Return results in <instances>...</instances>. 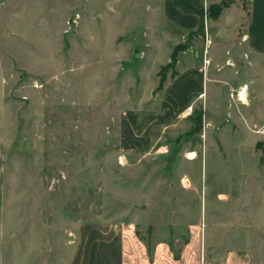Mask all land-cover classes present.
Segmentation results:
<instances>
[{
  "label": "rangeland",
  "instance_id": "1",
  "mask_svg": "<svg viewBox=\"0 0 264 264\" xmlns=\"http://www.w3.org/2000/svg\"><path fill=\"white\" fill-rule=\"evenodd\" d=\"M105 11L26 0L0 14V264H142L128 241L195 257L177 264H264V69L225 66L230 23L207 12L155 45L143 6ZM244 83L258 91L246 105Z\"/></svg>",
  "mask_w": 264,
  "mask_h": 264
},
{
  "label": "crops",
  "instance_id": "2",
  "mask_svg": "<svg viewBox=\"0 0 264 264\" xmlns=\"http://www.w3.org/2000/svg\"><path fill=\"white\" fill-rule=\"evenodd\" d=\"M25 1L26 0H0V14H9ZM225 1L226 0H206L207 9L209 6H219ZM98 3L103 5L106 9L104 14H97L99 18L103 19L117 18L119 10H125L126 8L139 10V7L143 6L146 17L142 25L146 30L148 29L145 32V35L149 34L152 37L159 35L164 37V41L161 39L160 42L152 39V43L155 45L159 43L165 44V39H170L168 38L169 34L162 30L163 27L171 26L174 28L178 34L176 33L175 37L172 39L178 42L179 37H181L184 33L197 30L199 24V18L196 15L183 13L178 8L173 6L171 0H98ZM236 12L238 13V16L236 15L239 19L238 24H234V15ZM131 15L125 18L127 22H125L124 28H121L120 31L123 32V34L127 35L132 32L131 29L133 25L132 23H129V20L132 18ZM208 21H213L215 24H218L221 21H228L230 23L232 41L234 48L238 49V51L235 53V58L226 59L230 61L227 64L224 62L225 66L236 67L238 62L236 58H238L243 59V61H246L247 63H251L252 67H259L260 70L264 69V0H246V3L245 0H232L230 6L226 9H222L221 13L215 20L208 19ZM159 28L160 30L156 31ZM243 36H246L245 40H242ZM195 45V49L200 50L199 42L196 41ZM244 46L245 48L242 49ZM250 58H252L251 62ZM240 64H243V62ZM221 66V63L216 62V70H218ZM199 72V69L192 71V73L198 77L200 75ZM219 82L228 83L227 81ZM238 87L239 89L237 91H240L242 87H246L248 92H255V94L258 93L255 88L250 91L249 86L245 83L239 85ZM201 96L202 95H200V97ZM255 98H257V96H255ZM246 104L247 103L242 105ZM125 245H128V247L132 246V248L136 250L135 255L138 259H140L142 264H177L186 259H195L193 256L191 258L190 253H184L182 251L179 253L178 258L175 259L172 254H170L167 247L163 246L161 243H157L153 246L149 258L142 245L138 244L137 246L132 241L126 242ZM130 252L126 250V255H128V257L131 254ZM197 259L199 258L197 257ZM202 260H199L198 264H204V260ZM252 260L253 259H251V257L246 255L244 252L228 253L225 258L226 263L224 264H254ZM205 264L210 263L205 262Z\"/></svg>",
  "mask_w": 264,
  "mask_h": 264
},
{
  "label": "trees",
  "instance_id": "3",
  "mask_svg": "<svg viewBox=\"0 0 264 264\" xmlns=\"http://www.w3.org/2000/svg\"><path fill=\"white\" fill-rule=\"evenodd\" d=\"M198 1L199 0H171L173 6L178 8L183 13L194 14L199 18L197 31H201L203 11L202 7L198 5ZM231 3L232 0H226L225 2H222L219 6H209L206 11L209 14L208 19L215 20L221 13L222 9L228 8ZM176 49L177 48H174V50ZM171 57V60H173V55Z\"/></svg>",
  "mask_w": 264,
  "mask_h": 264
},
{
  "label": "bare ground",
  "instance_id": "4",
  "mask_svg": "<svg viewBox=\"0 0 264 264\" xmlns=\"http://www.w3.org/2000/svg\"><path fill=\"white\" fill-rule=\"evenodd\" d=\"M237 92H239V94L236 96L237 100H239L238 102H241V103L245 104L246 100H247V96H248L247 88L246 87H242V89H240V91H237Z\"/></svg>",
  "mask_w": 264,
  "mask_h": 264
},
{
  "label": "built area",
  "instance_id": "5",
  "mask_svg": "<svg viewBox=\"0 0 264 264\" xmlns=\"http://www.w3.org/2000/svg\"><path fill=\"white\" fill-rule=\"evenodd\" d=\"M206 7H207V5H206V0H202V10H203V12H204V15H205V12H206ZM246 39V36H243L242 37V40H245ZM239 94V92H236V96Z\"/></svg>",
  "mask_w": 264,
  "mask_h": 264
}]
</instances>
